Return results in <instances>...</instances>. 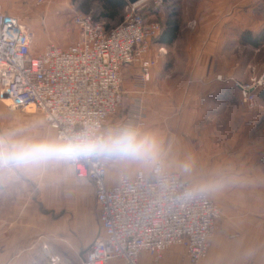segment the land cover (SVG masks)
Segmentation results:
<instances>
[{
    "label": "built area",
    "instance_id": "1",
    "mask_svg": "<svg viewBox=\"0 0 264 264\" xmlns=\"http://www.w3.org/2000/svg\"><path fill=\"white\" fill-rule=\"evenodd\" d=\"M146 1L129 4L124 22L110 30L91 15L77 16L74 24L80 36L76 43L68 48L51 45L38 54L32 53L33 39L27 28L0 9L1 101L11 109L40 113L56 138L85 128L100 133L115 127H108V122L123 103L124 69L139 68L135 84L142 95L157 64L152 46L162 33V25L141 12ZM148 1L156 5L162 2ZM263 85L264 74L257 85L237 84L249 101ZM133 105L139 106V111L131 109L128 117L139 115L140 129L143 110L139 95ZM129 120L131 123L125 125L136 128V122ZM113 160L70 162L76 177L89 181L95 189L101 228L84 264L112 260L141 264L142 255L158 263L176 245L185 249L191 264L203 261L215 234L218 206L204 193L188 195L193 189L179 174L164 171L160 164L149 173L122 176L118 184L108 186Z\"/></svg>",
    "mask_w": 264,
    "mask_h": 264
},
{
    "label": "rangeland",
    "instance_id": "2",
    "mask_svg": "<svg viewBox=\"0 0 264 264\" xmlns=\"http://www.w3.org/2000/svg\"><path fill=\"white\" fill-rule=\"evenodd\" d=\"M231 2L236 7L226 6L225 3ZM216 5L217 7H213ZM0 9L17 17L27 28L33 39V54L41 53L51 45L68 48L80 36L74 19L84 14L72 0H47L43 3L40 0H0ZM141 12L148 20H156L163 27L169 18H173L177 21L179 31L185 20L201 15L234 17L242 26L241 33L245 29L243 34L252 36L250 29L253 24L264 22V0H217V4H213V0H162L158 5L147 0ZM124 14L126 18L127 12ZM175 58L179 61L184 59L181 54H175ZM238 58L239 78L234 79L233 84L240 93L241 105L248 110H255L258 106L257 96L264 90V85L256 88L253 101H249L245 99L249 97H245L237 84L245 87L257 85L260 81L264 74V45L259 50L241 45ZM129 72L131 71L122 74L125 92L131 89ZM218 79L223 81L225 77L220 76ZM129 100V94L125 93L122 106L117 115L108 122V127L130 124L129 119L135 121L138 130L155 136L158 143L157 153L161 152L160 155L164 157L160 158L158 155L147 162L113 160L107 178L112 176L110 170H114L120 180L122 176L132 178L141 171L149 173L155 164H160L164 171L179 174L192 189L210 185L207 191L201 193L206 194L218 206L220 214L216 220L215 234L208 255L199 264L207 259H238L241 257L238 253L243 255V251L247 259H264V178H259L253 170L249 171L247 166H233L231 162L234 160L221 159V153L200 152V149L207 148L206 143L201 142L200 133L203 129H192L188 120L169 118L165 111H159L151 113L147 123L142 119L143 128L139 129V115L128 117L132 115L129 113L132 106ZM133 109L139 111V106L133 105ZM7 132L32 138H56L40 113L11 109L0 99V134ZM240 163L246 161L242 159ZM8 180L6 179L7 182ZM6 181L0 180V195L12 190L16 199L21 196V200L26 194L27 207L39 208L41 215L49 217L51 214L53 217L62 218L65 227V264L67 260L74 264L79 259H84L86 250L100 228L93 185L87 180H79L70 162L14 174L10 182ZM257 195L260 197L255 198ZM3 203L1 198L0 208ZM256 236L259 243L255 241ZM6 240L7 237L1 242ZM220 240L228 242L225 248L216 247ZM232 242L238 245H232ZM153 263L191 264L185 257V249L178 245L167 250L161 262L153 260ZM0 264H7V259H0Z\"/></svg>",
    "mask_w": 264,
    "mask_h": 264
},
{
    "label": "crops",
    "instance_id": "3",
    "mask_svg": "<svg viewBox=\"0 0 264 264\" xmlns=\"http://www.w3.org/2000/svg\"><path fill=\"white\" fill-rule=\"evenodd\" d=\"M213 4H217V0H213ZM225 4L236 7L232 2ZM182 25L171 45H167L165 27L162 26V33L152 46L157 64L152 69L144 94L141 95L135 84L139 68L124 69L123 73L131 71V89L126 91L132 104L130 110H134L133 104L139 95L144 122L147 123L151 113L159 111H165L169 118L188 120L192 129H203L201 142L206 143L207 148L200 149V152L221 153V159L234 160L231 162L233 166H247L249 171L253 170L259 178H264V90L257 96V108L248 110L241 105L240 93L233 84L234 79L239 78L240 46L259 50L264 45V22L250 26L252 36L244 35L245 29L241 33L242 26L237 18H221L216 14L185 20ZM175 54L183 55V61L177 60ZM220 76L225 80H219ZM160 154L157 153L156 157H164ZM242 159L246 163H240ZM110 173L112 176L107 178V184L114 186L119 177L114 170ZM26 196L16 199L12 190L0 195L4 202L0 208V259H7V264H65L62 218L41 215L39 208L27 207ZM97 231L95 238L101 228ZM6 237L7 240L1 242ZM255 241H258L257 236ZM227 243L220 240L216 247L225 248ZM232 245L238 243L232 242ZM85 255L74 264H84ZM238 256L241 257L207 259L202 264H264V259H247L244 251ZM140 261L141 264H154L147 255H142ZM66 263L73 264L70 260ZM108 264L124 262L112 260Z\"/></svg>",
    "mask_w": 264,
    "mask_h": 264
},
{
    "label": "clouds",
    "instance_id": "4",
    "mask_svg": "<svg viewBox=\"0 0 264 264\" xmlns=\"http://www.w3.org/2000/svg\"><path fill=\"white\" fill-rule=\"evenodd\" d=\"M158 152L151 133L122 125L96 132L85 128L57 138H32L15 132L0 134V180L49 165L87 158L147 162ZM210 185L196 186L188 195L207 191Z\"/></svg>",
    "mask_w": 264,
    "mask_h": 264
},
{
    "label": "trees",
    "instance_id": "5",
    "mask_svg": "<svg viewBox=\"0 0 264 264\" xmlns=\"http://www.w3.org/2000/svg\"><path fill=\"white\" fill-rule=\"evenodd\" d=\"M72 3L84 15H91L96 22L104 23L107 30L124 22L129 5L128 0H72ZM165 33L167 45L173 44L179 34V26L173 18L167 21Z\"/></svg>",
    "mask_w": 264,
    "mask_h": 264
},
{
    "label": "water",
    "instance_id": "6",
    "mask_svg": "<svg viewBox=\"0 0 264 264\" xmlns=\"http://www.w3.org/2000/svg\"><path fill=\"white\" fill-rule=\"evenodd\" d=\"M139 1H141V0H128L129 4H135V3L139 2Z\"/></svg>",
    "mask_w": 264,
    "mask_h": 264
}]
</instances>
